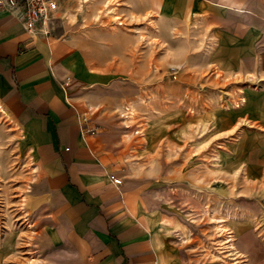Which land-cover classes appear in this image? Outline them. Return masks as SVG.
<instances>
[{
	"label": "rangeland",
	"instance_id": "1",
	"mask_svg": "<svg viewBox=\"0 0 264 264\" xmlns=\"http://www.w3.org/2000/svg\"><path fill=\"white\" fill-rule=\"evenodd\" d=\"M188 1L59 0L49 23L120 93L110 101L125 121L119 175L140 179L162 238L192 264H264V4L239 0L254 22ZM250 38L260 61L236 67ZM36 172L31 143L0 107V264H85L39 210Z\"/></svg>",
	"mask_w": 264,
	"mask_h": 264
},
{
	"label": "crops",
	"instance_id": "2",
	"mask_svg": "<svg viewBox=\"0 0 264 264\" xmlns=\"http://www.w3.org/2000/svg\"><path fill=\"white\" fill-rule=\"evenodd\" d=\"M188 2L186 10L209 12L218 20L225 12L256 22L239 0ZM250 41L253 48L249 45L238 63L232 56L231 64H254L256 39ZM91 66L78 41L55 21L29 31L17 14L0 11V107L33 148L39 210L55 239L69 236L85 264H192L162 238L159 214L148 207L152 200L141 193L140 179L119 175L127 151L121 132L125 121L116 118L110 101L120 93L100 81ZM126 108L119 110L124 114ZM112 174L123 182L116 184Z\"/></svg>",
	"mask_w": 264,
	"mask_h": 264
},
{
	"label": "built area",
	"instance_id": "3",
	"mask_svg": "<svg viewBox=\"0 0 264 264\" xmlns=\"http://www.w3.org/2000/svg\"><path fill=\"white\" fill-rule=\"evenodd\" d=\"M58 0H0V11H9L17 14V19L29 31H34L39 23H48L58 9ZM94 133V130H87ZM116 184H121L123 179L111 175Z\"/></svg>",
	"mask_w": 264,
	"mask_h": 264
},
{
	"label": "bare ground",
	"instance_id": "4",
	"mask_svg": "<svg viewBox=\"0 0 264 264\" xmlns=\"http://www.w3.org/2000/svg\"><path fill=\"white\" fill-rule=\"evenodd\" d=\"M121 23V22H120ZM255 97V94L253 95V97L252 98H254ZM246 99H244V101H245ZM247 101V100H246ZM247 104V103H246ZM2 108V107H1ZM3 254H5V252H3ZM2 254V255H3ZM16 256V255H15ZM6 262H11V260H6ZM13 262V261H12ZM3 263V262H2Z\"/></svg>",
	"mask_w": 264,
	"mask_h": 264
}]
</instances>
